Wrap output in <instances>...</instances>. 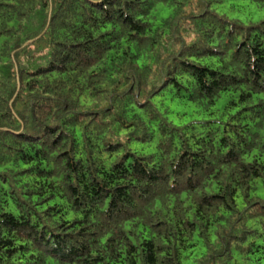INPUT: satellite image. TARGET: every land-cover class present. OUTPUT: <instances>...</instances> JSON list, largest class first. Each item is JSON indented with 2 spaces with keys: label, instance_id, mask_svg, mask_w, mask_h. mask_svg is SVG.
Listing matches in <instances>:
<instances>
[{
  "label": "trees",
  "instance_id": "trees-1",
  "mask_svg": "<svg viewBox=\"0 0 264 264\" xmlns=\"http://www.w3.org/2000/svg\"><path fill=\"white\" fill-rule=\"evenodd\" d=\"M214 5L0 0V264H264V18Z\"/></svg>",
  "mask_w": 264,
  "mask_h": 264
},
{
  "label": "rangeland",
  "instance_id": "rangeland-1",
  "mask_svg": "<svg viewBox=\"0 0 264 264\" xmlns=\"http://www.w3.org/2000/svg\"><path fill=\"white\" fill-rule=\"evenodd\" d=\"M214 6L219 14L231 19H238L245 23L249 21H259L264 18V7L252 0H215ZM169 14L170 10L166 8L161 14V17H167ZM171 94L172 93H167L164 96L166 104L168 103L172 108V112L169 115L170 118L176 123H184L194 117V115H192V113H194V107L190 104H184L183 100L179 97L173 98ZM224 103L225 102L221 100L217 104L222 106ZM145 145L146 144L142 143H134L133 147L142 149ZM259 193L263 195L264 191H259Z\"/></svg>",
  "mask_w": 264,
  "mask_h": 264
}]
</instances>
